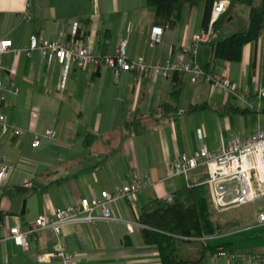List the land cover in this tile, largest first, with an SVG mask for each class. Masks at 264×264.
<instances>
[{
  "label": "crops",
  "instance_id": "obj_1",
  "mask_svg": "<svg viewBox=\"0 0 264 264\" xmlns=\"http://www.w3.org/2000/svg\"><path fill=\"white\" fill-rule=\"evenodd\" d=\"M27 10L31 17L24 19ZM248 13L247 8L230 3L214 40L246 28ZM156 26L161 25L148 0H0V39H11L15 48L36 34L76 39L109 55L124 42L130 57L143 55L154 63L181 55L186 46L201 67L212 60V44L193 42L205 27L204 7L184 6L177 25L166 27L162 40L152 45ZM208 69L217 74L228 69L237 93L231 95L203 81L192 83L187 75L175 74L169 80L134 71L118 75L104 66L73 65L65 75L62 64L49 63L37 52L31 56L24 51L0 53V78L5 86L0 113L25 130L20 135L0 130V164L17 165L0 182V264H60L57 259H38L40 253L54 251L58 240L75 252L78 264H162L155 248H145L144 224L139 221L142 208L188 182L208 177L204 167L193 170L188 180L171 177L170 162L183 153L191 155L202 147L214 150L222 140L264 128L260 93L264 33L244 45L241 61L218 59ZM245 88L251 89L249 95L244 94ZM47 129L56 130L59 144L43 138L39 147H33L35 133ZM136 171L150 176L138 192L111 204L114 220L66 225L60 235L45 229L30 236L28 248L7 236L12 226L25 229L41 215L127 184ZM25 178L31 179V188L24 185ZM222 212L218 217L227 222ZM181 246L193 248L198 243ZM253 252L264 255V246ZM208 255L216 258L211 252Z\"/></svg>",
  "mask_w": 264,
  "mask_h": 264
},
{
  "label": "built area",
  "instance_id": "obj_2",
  "mask_svg": "<svg viewBox=\"0 0 264 264\" xmlns=\"http://www.w3.org/2000/svg\"><path fill=\"white\" fill-rule=\"evenodd\" d=\"M229 0H216L212 9L211 18L207 26L193 37L195 45L211 42L216 36V22L227 11ZM30 10L25 12L24 19L30 18ZM168 26H156L153 28L151 44H158L163 37L164 29ZM78 30L75 24L74 33ZM24 51L31 56L34 52L46 57L49 63L57 60L65 68V75L73 65L78 67L100 66L111 67L119 75L121 71H134L161 76L171 79L174 72H184L192 83L206 82L216 89H222L231 95L237 93V87L232 82L229 71L226 69L221 74L210 72L201 67L189 54L190 47L186 46L183 53L175 58L165 61L150 62L143 55L132 58L129 56L127 46L120 42L114 54H102L95 52L89 46L79 43L76 39L63 41L62 39H50L40 35H31L29 42L21 48L13 47V41L9 38L0 39V53L8 51ZM250 88H245L244 94L249 95ZM264 96V88L260 89ZM0 97L5 98V86L0 78ZM255 108L254 105L251 106ZM0 130L7 133L12 130L16 135L23 134L24 129L9 123L6 116L0 113ZM201 134V131H200ZM43 138H50L59 144L57 132L47 129L43 133H35L32 141L33 147H39ZM16 164L3 162L0 164V182L7 180ZM198 167L207 170V182L210 186L213 204L217 211L249 203L258 196L264 195V128L258 126L251 134L246 136H234L222 140L214 150L202 147L194 154L183 153L170 162L169 174L171 177L184 176L189 179L190 173ZM149 172H133L130 181L124 185H116L113 190H103L99 197L81 198L76 204L57 208L51 215H41L29 227L23 229L19 225L9 228L7 236L22 248H28L29 238L45 229H52L60 235L62 228L71 224L95 223L98 220H114L111 204L129 197L138 192L146 183ZM24 185L31 188L33 183L30 178H25ZM166 202L174 201L173 194H167L163 198ZM97 210L101 213L97 214ZM260 222H264V213L260 214ZM132 222L128 221L131 228ZM132 229V228H131ZM225 234L205 236L203 240H217ZM216 258H224L234 254L223 247H219L213 253ZM251 264H264V255L252 253L249 255ZM41 262L59 260L60 264H78L75 252L58 240L54 251L42 252L38 255Z\"/></svg>",
  "mask_w": 264,
  "mask_h": 264
},
{
  "label": "trees",
  "instance_id": "obj_3",
  "mask_svg": "<svg viewBox=\"0 0 264 264\" xmlns=\"http://www.w3.org/2000/svg\"><path fill=\"white\" fill-rule=\"evenodd\" d=\"M215 1L148 0V4L153 8L159 25L174 28L179 21L182 8L186 5L204 7L205 26H207ZM229 1L232 4H242L248 9L249 22L246 28L233 32L220 40L213 39L209 42L213 50L211 61L218 59L230 62L241 61L244 45L256 41L264 33V0L260 3H256V0ZM219 20L216 22V31ZM211 61L205 69L213 72L208 69ZM175 74L186 75L184 72H174L172 78ZM198 108L200 106L195 107V109ZM207 178L200 182H188L173 194L174 201L171 203L164 199H155L142 208L139 221L144 224L142 236L147 245L145 248H155L159 252L162 264L201 263L208 253L213 254L219 247H223L230 253L234 252L231 242L214 245L209 243V240L202 239L214 234H226L230 231L232 223L225 222L218 217L219 211L213 204ZM186 242L204 244V249L198 250L199 257L184 252V247L181 245Z\"/></svg>",
  "mask_w": 264,
  "mask_h": 264
},
{
  "label": "rangeland",
  "instance_id": "obj_4",
  "mask_svg": "<svg viewBox=\"0 0 264 264\" xmlns=\"http://www.w3.org/2000/svg\"><path fill=\"white\" fill-rule=\"evenodd\" d=\"M236 4L240 5L243 9L246 8L242 4ZM230 16H228V19L231 18ZM228 19H226L221 26H224ZM261 213H264V195L258 196V198L249 203L236 205L223 210L221 217L227 222L231 220L234 221L230 224V232L221 239L209 240V243L220 242V240L221 242L229 240L235 246V253L231 252L234 255L224 258H211L207 254L201 264H229L230 261L234 262V264H246L245 262L250 261L249 263L251 264L249 255L252 253H258L253 251H258L264 246V225L259 221ZM183 247L186 254L191 253L195 257H199L200 253L196 254L195 251L203 250L204 244L198 242V246L196 247Z\"/></svg>",
  "mask_w": 264,
  "mask_h": 264
}]
</instances>
